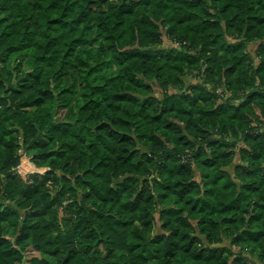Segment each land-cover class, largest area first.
Masks as SVG:
<instances>
[{
    "label": "trees",
    "instance_id": "16d2710c",
    "mask_svg": "<svg viewBox=\"0 0 264 264\" xmlns=\"http://www.w3.org/2000/svg\"><path fill=\"white\" fill-rule=\"evenodd\" d=\"M0 264H264V0H0Z\"/></svg>",
    "mask_w": 264,
    "mask_h": 264
},
{
    "label": "rangeland",
    "instance_id": "374dc122",
    "mask_svg": "<svg viewBox=\"0 0 264 264\" xmlns=\"http://www.w3.org/2000/svg\"><path fill=\"white\" fill-rule=\"evenodd\" d=\"M147 12V13H151L153 14V9L152 7H145L143 8L142 12L140 11L138 13V18H142L143 14ZM132 30H131V27L130 25L127 26V35L130 36ZM231 42H232V39L230 38ZM234 42V41H233ZM175 45L170 41V40H167L165 39L164 41V44L162 46H156L155 48H171V47H174ZM185 81V84L187 86H190V85H193V84H196V83H199L200 80L195 77L194 75H188L185 77L184 79ZM210 88V86H209ZM173 92V91H172ZM50 121L47 120L45 122L44 125L48 124ZM240 163L239 159H236L232 165L229 166V168L226 169V171L233 177H235L236 173H235V168L236 166H238ZM36 170H38V167L35 165V163L32 161V157L29 156V155H23L22 158H21V164L18 166L17 168V171H18V174L21 178V182H22V192L24 193V188H25V185L28 184V180H29V176L31 173L35 172ZM195 180L197 182H200L201 181V177H200V173L197 169H195ZM61 213L59 214V220L61 221L62 220V217L64 215V210L61 209L60 211ZM156 237V232H153L151 234V238H154Z\"/></svg>",
    "mask_w": 264,
    "mask_h": 264
}]
</instances>
